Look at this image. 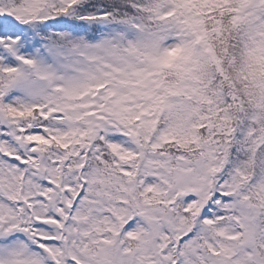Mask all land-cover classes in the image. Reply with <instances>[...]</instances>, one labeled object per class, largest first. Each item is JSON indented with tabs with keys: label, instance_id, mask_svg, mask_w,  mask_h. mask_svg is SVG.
Masks as SVG:
<instances>
[{
	"label": "snow or ice",
	"instance_id": "1",
	"mask_svg": "<svg viewBox=\"0 0 264 264\" xmlns=\"http://www.w3.org/2000/svg\"><path fill=\"white\" fill-rule=\"evenodd\" d=\"M0 264H264V0H0Z\"/></svg>",
	"mask_w": 264,
	"mask_h": 264
}]
</instances>
